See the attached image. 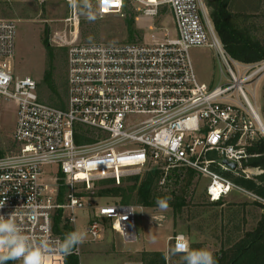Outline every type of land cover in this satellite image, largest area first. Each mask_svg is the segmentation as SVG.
I'll return each mask as SVG.
<instances>
[{
    "label": "built area",
    "instance_id": "obj_1",
    "mask_svg": "<svg viewBox=\"0 0 264 264\" xmlns=\"http://www.w3.org/2000/svg\"><path fill=\"white\" fill-rule=\"evenodd\" d=\"M97 2L102 16L130 6L153 17L168 4L176 34L136 43L73 41L64 106H55L41 99L34 77L16 75L17 25L0 19V105L17 104V150L0 156V215L15 212L23 234L54 241L64 236L57 225L78 230V214L84 210L83 228L91 239L99 238L109 221L126 242H134L136 210L142 207L98 204L80 193L79 184L91 188L97 179H113L120 185L126 174H139L148 165L165 177L182 168L195 170L208 180L205 191L212 202L236 191L264 204L263 197L228 176H255L253 167L243 163L260 126L247 87L264 75V59L253 65L232 59L203 0ZM204 45L223 62V79L211 86L198 79L190 55L192 46ZM54 165L58 173L51 168L49 174L46 167ZM60 185L67 186L63 196ZM182 243L189 245L185 234L176 235L172 249ZM73 252L80 254V245ZM65 255L53 248L46 258L64 264Z\"/></svg>",
    "mask_w": 264,
    "mask_h": 264
},
{
    "label": "rangeland",
    "instance_id": "obj_2",
    "mask_svg": "<svg viewBox=\"0 0 264 264\" xmlns=\"http://www.w3.org/2000/svg\"><path fill=\"white\" fill-rule=\"evenodd\" d=\"M206 5L214 32L219 36L211 16V8ZM91 10L81 7L73 10L68 0H0V19L15 21L17 25V47L13 60V69L17 76L30 75L39 82V94L43 101L61 106L66 98L67 90V54L70 43H130L145 42L154 39L162 40L167 36H175L176 29L168 4L160 6L156 16H144L132 7H126L123 13L100 15L97 10V0H90ZM227 8L231 13V21L238 27L243 36L250 41L264 43V0H227ZM92 15L95 18L89 19ZM152 27V28H151ZM131 30L133 33H131ZM225 51L234 60L245 65H253L261 60L245 62L234 57L224 44ZM190 55L201 82L217 84L223 76L220 65L222 60L216 50L208 45L192 46ZM225 70V68H224ZM46 71L52 74L54 87L44 81ZM255 82L247 87V95L257 108L264 124V111L260 105L261 90L264 77L257 83L256 94L253 95ZM17 120V104L14 101H4L0 105V148L4 155H10L17 150L14 140V130ZM257 134H264L258 124ZM148 165L146 170L151 169ZM53 168L58 173L57 165ZM142 171L141 173H143ZM51 174V173H49ZM135 175L128 173L120 185H129L132 181L127 177ZM236 175V174H233ZM232 177V176H231ZM97 179L91 188L79 184L80 193L88 200L98 204L120 202V197L103 196L99 194L102 188L117 185L104 183ZM123 180V179H122ZM208 180L199 173L188 185L183 195L185 205L175 211L172 205L167 210H161L157 205L137 208L138 238L134 242H126L112 223L106 221L102 235L91 239L83 226L86 222V212L79 211L77 229L86 234L84 243L80 244L81 264H143L141 253L145 250L163 251L169 264H182V255L173 254V238L185 234L189 245H201L213 253L218 252L224 244L228 247L231 241L252 230L257 223L248 219L253 210L247 205L252 204L247 196L233 191L221 203L214 204L207 197L205 188ZM167 183V182H166ZM165 183V185H166ZM184 180L172 177L161 193L169 195L171 191L180 193ZM67 190V186H66ZM65 190V193L67 192ZM171 195V193H170ZM175 198L172 196V201ZM251 219V216H250ZM48 264V262H45Z\"/></svg>",
    "mask_w": 264,
    "mask_h": 264
},
{
    "label": "trees",
    "instance_id": "obj_3",
    "mask_svg": "<svg viewBox=\"0 0 264 264\" xmlns=\"http://www.w3.org/2000/svg\"><path fill=\"white\" fill-rule=\"evenodd\" d=\"M211 8V16L214 21L215 28L229 49L231 54L239 60L245 62H252L264 59V43L259 41H250L249 38L243 36L238 27L231 21V13L227 8V0H211L208 2ZM131 33L132 30H131ZM44 81L50 87H54L52 74L46 71ZM61 106H64L62 102ZM79 140V139H77ZM80 141V140H79ZM247 151L250 154L244 161V166L257 167L261 169V173L255 175L253 178H247L241 175H233L228 172V176L236 181L238 184L254 191L256 194L264 198V134L258 133V137L252 140L251 144L247 146ZM0 156H4L3 150L0 148ZM198 174L195 170L190 168H182L179 171H174L171 174L165 175L160 169L151 168L145 170L143 173L135 174L127 177V180L132 181L129 185H112L102 188L99 191L103 196L120 197L122 203H142L146 206L157 205V198L170 197L168 203L172 205L175 211L181 210L186 204L183 197L186 188L192 182L194 176ZM172 177L176 179L181 178L184 184L180 193L171 191V195L161 193L160 190L167 186L168 181ZM165 178V183L161 181ZM123 178L122 181H124ZM62 181V179H61ZM104 183H115L113 179H103ZM66 190L65 185H60V195L63 196ZM172 196L175 201H172ZM222 200L212 202L214 204L221 203ZM263 208L262 216L257 222V225L245 234L232 240L231 237L227 240L231 241L228 247L223 244L218 252L213 253L216 264H264V204L258 201L252 202ZM59 219H57V223ZM56 229L64 234L72 232L71 228L65 226L61 230L59 226ZM77 246L74 247L70 254L65 255L64 264H81L80 255L73 252ZM191 249H202L201 245L192 243ZM180 255V254H178ZM141 261L143 264H167L166 254L163 251H149L145 250L141 253ZM7 264H21L20 260H9ZM184 264V261H182Z\"/></svg>",
    "mask_w": 264,
    "mask_h": 264
},
{
    "label": "clouds",
    "instance_id": "obj_4",
    "mask_svg": "<svg viewBox=\"0 0 264 264\" xmlns=\"http://www.w3.org/2000/svg\"><path fill=\"white\" fill-rule=\"evenodd\" d=\"M68 4L73 10L83 7L90 13V0H68ZM88 18L95 17L89 14ZM169 199L170 197L157 198L158 208L167 210ZM85 239L86 234L77 230L66 234L63 240L57 238L54 241H37L22 233L16 223L15 212L8 218L0 215V264H7L9 260H20L21 264H45V259L53 248L63 254H70ZM172 252L182 255L184 264H216L212 252L207 249H191L190 245L182 243L173 248Z\"/></svg>",
    "mask_w": 264,
    "mask_h": 264
},
{
    "label": "crops",
    "instance_id": "obj_5",
    "mask_svg": "<svg viewBox=\"0 0 264 264\" xmlns=\"http://www.w3.org/2000/svg\"><path fill=\"white\" fill-rule=\"evenodd\" d=\"M264 75L261 77L263 78ZM259 78L256 82H255V88H254V95L256 94V88H257V83L258 81L261 79ZM264 111V86L261 90V100H260V105ZM259 113V112H258ZM260 116V114H259ZM260 119H261V116H260ZM262 121V120H261ZM253 171L255 172V175H258L261 173V169L257 168V167H253ZM254 202V201H252ZM259 202V201H258ZM248 207H250L252 210L254 208V213H250L248 214V219L249 220H252V221H255V223L259 222L261 216H262V213H263V208H261L260 206L256 205V204H250V205H247ZM250 216H251V219H250ZM154 250H158L157 248H155ZM45 262H48V264H61L59 262V260H56V259H46Z\"/></svg>",
    "mask_w": 264,
    "mask_h": 264
},
{
    "label": "water",
    "instance_id": "obj_6",
    "mask_svg": "<svg viewBox=\"0 0 264 264\" xmlns=\"http://www.w3.org/2000/svg\"><path fill=\"white\" fill-rule=\"evenodd\" d=\"M259 122H260V126L262 128V131L264 132V125L262 124L261 120H259ZM224 163H226L227 165L231 166L232 168H235L236 167V163L234 161L225 159L224 160Z\"/></svg>",
    "mask_w": 264,
    "mask_h": 264
},
{
    "label": "bare ground",
    "instance_id": "obj_7",
    "mask_svg": "<svg viewBox=\"0 0 264 264\" xmlns=\"http://www.w3.org/2000/svg\"><path fill=\"white\" fill-rule=\"evenodd\" d=\"M260 120H261V119H260ZM261 122H262V121H261ZM262 124H263V122H262ZM263 125H264V124H263ZM46 259H49V258H46ZM46 259H45V260H46ZM52 259H56V260H58L57 258H54V257H53Z\"/></svg>",
    "mask_w": 264,
    "mask_h": 264
},
{
    "label": "snow or ice",
    "instance_id": "obj_8",
    "mask_svg": "<svg viewBox=\"0 0 264 264\" xmlns=\"http://www.w3.org/2000/svg\"><path fill=\"white\" fill-rule=\"evenodd\" d=\"M104 3H109V0H104Z\"/></svg>",
    "mask_w": 264,
    "mask_h": 264
}]
</instances>
